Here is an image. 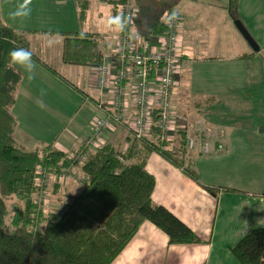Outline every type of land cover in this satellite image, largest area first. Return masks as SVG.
Here are the masks:
<instances>
[{"label": "crops", "instance_id": "obj_1", "mask_svg": "<svg viewBox=\"0 0 264 264\" xmlns=\"http://www.w3.org/2000/svg\"><path fill=\"white\" fill-rule=\"evenodd\" d=\"M89 1L90 8L83 26L80 24L76 0H33L30 2L32 14L15 19L8 14V10L12 8H9V3L0 2L2 21L24 35L32 55L38 58L33 59L35 76L32 79L28 78L23 69L15 68L21 74V81L15 92L16 102L11 109L17 120L14 138L18 147L28 152L43 154L46 148H50L63 154L76 153L82 150L90 137L93 117L98 114L95 105L101 92L96 87V75L92 67L63 63L62 34L80 31L97 34L100 36L102 52L106 56L111 50L113 37L119 32L114 24L109 26L108 22L110 18L121 16V6L115 8L112 5L113 10L110 11L105 10L103 5L111 4L99 0ZM126 1L138 10V16L133 20L130 29L135 38L154 40L157 35L154 36L153 33L161 31L160 20L166 13L177 14L183 18L180 32L184 40L185 57L180 85L172 91V94L175 92L174 96L184 100L198 97L213 102L223 96L234 98L223 83H262L264 64L260 57L264 54V0H238L234 10L229 9V0ZM14 3L13 1L12 4ZM235 17L255 40L260 51L255 52L245 43L243 53L233 55L232 38L240 41L235 30ZM232 64L241 66L239 80L232 75L228 76L227 68ZM213 66L222 67L213 70ZM198 85L201 86L199 91L196 88ZM249 96L250 93L247 92V101ZM173 103L184 116L186 113L193 114L187 101L182 106ZM195 108L200 114L201 106L195 104ZM232 111L235 110H231V113ZM254 112L259 111L246 105L240 110L245 115ZM202 113L204 115L197 119L193 115L196 123H200V133L205 139V134L214 138L210 139V153L201 155L198 152L197 155L198 158L215 160V157L208 155L215 149L219 151L224 146L228 147V128L225 123H218L223 121L219 116L223 113H214L208 109ZM105 138L107 144L121 151L125 148L123 130L107 133ZM130 162H135V159ZM146 170L156 181L152 195L154 204L168 209L191 228L202 242L194 245H170L169 237L146 221L112 264H238L236 258L231 253L227 254L224 249L228 248L230 252L231 246H234L232 244H237L253 230L250 229L253 228L251 226L261 225L264 229V191L230 192L247 196L235 195L234 198L239 201L226 208L225 197L228 194L220 193L218 197L210 194L206 190L211 187L210 183L203 180V173L198 168L199 183H196L183 169L153 152L147 158ZM65 171L69 177L64 181L63 175L60 176V190L65 195L58 196L60 201H68L83 189L84 175L81 166L72 165L64 173ZM72 178H76L75 181ZM77 178L81 182V188L70 197L66 196L77 188ZM54 182L57 183V180ZM234 191L238 192L239 189ZM260 214L261 220L258 218ZM222 223L227 227L233 226L234 239L217 238L218 225ZM221 233L225 234L226 230ZM218 246L220 254L216 252Z\"/></svg>", "mask_w": 264, "mask_h": 264}, {"label": "trees", "instance_id": "obj_2", "mask_svg": "<svg viewBox=\"0 0 264 264\" xmlns=\"http://www.w3.org/2000/svg\"><path fill=\"white\" fill-rule=\"evenodd\" d=\"M99 1L115 8L127 2ZM237 1L229 0L230 10H234ZM76 3L83 26L90 1ZM160 28L154 36L162 34L161 25ZM62 36L64 64L90 68L103 62L99 35L80 31ZM17 47L29 49L26 38L7 26L0 16V264H112L146 221L162 230L170 245L200 244L201 239L191 228L165 207L154 204L156 181L146 170L149 154L156 152L199 183L195 161L182 166L169 150L137 140L131 141L126 151L107 144L94 153L86 152L84 160L75 161L55 150L42 157L18 147L14 138L17 120L11 109L21 74L8 66V53ZM202 141L211 144L205 138ZM210 151L201 150L199 154ZM133 159L135 162H130ZM72 165L81 166L82 191L69 198L62 210L40 212L38 227L35 226L31 211L36 212L32 196L37 189V169L59 171ZM206 190L216 196L211 188ZM11 197L25 201L27 208H14L9 227L6 201ZM231 251L240 264H264V229H253Z\"/></svg>", "mask_w": 264, "mask_h": 264}, {"label": "built area", "instance_id": "obj_3", "mask_svg": "<svg viewBox=\"0 0 264 264\" xmlns=\"http://www.w3.org/2000/svg\"><path fill=\"white\" fill-rule=\"evenodd\" d=\"M121 9V16L126 18L125 28L113 37L103 62L92 67L101 92L95 105L98 114L93 117L90 137L80 156L70 154L72 161L83 158L84 152L106 146V134L118 130L125 133L124 151L134 140L169 148L180 135L184 136L188 150L198 146L187 118L178 113L172 101V91L180 85L183 73V18L166 13L160 20L162 34L154 40L135 38L130 29L138 10L128 2ZM210 148L208 142L202 141L204 152Z\"/></svg>", "mask_w": 264, "mask_h": 264}, {"label": "rangeland", "instance_id": "obj_4", "mask_svg": "<svg viewBox=\"0 0 264 264\" xmlns=\"http://www.w3.org/2000/svg\"><path fill=\"white\" fill-rule=\"evenodd\" d=\"M15 2L12 4V2ZM33 0H30V2ZM96 1V0H95ZM0 2H8L9 8L8 14L14 10H16L17 6L23 3V0H0ZM99 2V1H96ZM105 7V10L110 9V11L113 10L112 5H103ZM29 7L31 8V4L29 3ZM121 7H119V10H122ZM31 14H32V8H31ZM236 19V17H235ZM236 21L234 20L235 30H237V34L239 36V42L232 38L233 42V55L237 53H243V47L244 44H248L247 40L244 38L238 27L236 26ZM249 45V44H248ZM250 46V45H249ZM251 48V47H250ZM252 49V48H251ZM260 60H262L264 64V54L260 57ZM222 66H213V70H217ZM241 66H237L232 64V66L227 68L228 76L232 75L235 77V79L239 80L241 78ZM206 72V69H205ZM200 77H206L205 75H200ZM227 90L231 91V94L234 96V98L229 97H221L219 99L214 100L213 102H207L206 100H202L201 98L195 97L191 98L190 100H184L183 98L179 96H174L175 92L172 94V101L177 103L178 105L185 104V101H187V106L190 108L193 114L186 113L185 118H187V123H189V126L192 128V130H196V138L198 140V146L194 150H188V148L185 146V143L183 142L184 136L180 135L176 138L174 143L171 144L169 148H165L171 152V155L175 156L177 158V161L180 165L188 167L191 164V161H193L195 158L194 168L203 173L204 181L209 182L210 188L213 190V192L216 193V197L222 194H228L227 197H225V202L227 203V207H229V204L237 203L239 199H235V195H243L247 196V194H233L230 192L235 193H256L264 191V79L261 84H248L247 81L243 83V81L235 82V83H223ZM181 87V86H180ZM197 91H199L198 88H201L200 85L198 87L196 86ZM180 89V88H179ZM250 93V99L247 101L246 93ZM195 104H199L201 106L200 108V114L196 112ZM246 105L249 107H255L259 111L258 113L254 112L251 114H242L240 113L241 108ZM213 111L214 113H223L219 116L223 118V121H218V123H225L228 128V134H229V142L228 147L226 148L224 146L223 150H213L211 152V155H208L210 157H215V160L205 159L206 157H199L198 158V152L202 150V140H204L205 137L202 136L200 133L199 125L200 123H196V119L198 117L203 116L204 114L202 111L205 110ZM233 113H231V110ZM178 113H182L181 110L177 107ZM228 112V113H224ZM84 115V114H83ZM196 115V119H194V116ZM88 118V116H87ZM219 118V117H218ZM85 119V118H84ZM196 128V129H195ZM206 138L210 140L211 138H214L210 134H205ZM52 149L46 148L43 154H40L42 157H48L49 153ZM82 151V150H81ZM76 152L78 157L80 156V152ZM124 151V147H123ZM95 151H91L90 153H94ZM207 153V152H205ZM86 152L83 153L81 160L85 159ZM70 156V154H67ZM206 156V155H205ZM190 157L192 160L189 161ZM210 160V161H208ZM53 168V166H51ZM45 167H39L37 169L38 178L36 179V185L37 189L35 193L32 196V202L34 204V210L31 211V216L34 217L35 220V226L38 225L39 222V214L40 212L43 214H48L51 212H57L65 208L66 200L61 199V201L58 199L59 195L65 196L61 193L59 185L60 176L63 175V180L65 181L69 174L68 172L61 169L59 171L50 169L46 170ZM76 178H72V181H75ZM57 180V183L54 181ZM77 188H74L72 191L73 193L69 192L66 196L70 197L71 194H75L78 192V190L81 188V182L77 178ZM66 184V183H65ZM74 186V187H75ZM222 187L223 189H218ZM57 189V190H56ZM234 189H239V191H234ZM231 196V197H230ZM66 199V198H65ZM8 206V214L6 217V226L11 227L12 220L14 218V208H21L23 211L26 210L27 206L25 201L18 199L17 197H11L7 201ZM259 220L262 219L261 214L258 216ZM42 226V225H41ZM38 227V226H37ZM253 228H250L251 230L254 228H262L260 226H251ZM226 230L225 234H222L221 231ZM234 233L235 230H233V226L227 227L225 223L218 225V231H217V238L220 240H229L234 239ZM238 239V238H237ZM237 245V244H232ZM222 246H228V245H222ZM234 246H231L232 248ZM231 248V249H232ZM227 254H232V251L228 252V248L224 249ZM218 254L221 253L220 246H218V250L216 251ZM234 256V255H233ZM235 257V256H234ZM220 258V256H219ZM237 260V259H236ZM238 261V260H237ZM239 262V261H238ZM239 264V263H238Z\"/></svg>", "mask_w": 264, "mask_h": 264}, {"label": "clouds", "instance_id": "obj_5", "mask_svg": "<svg viewBox=\"0 0 264 264\" xmlns=\"http://www.w3.org/2000/svg\"><path fill=\"white\" fill-rule=\"evenodd\" d=\"M30 0H23V3L18 5L16 10L9 13L12 18H25L31 14V8L29 7ZM109 26L114 24L117 30H123L126 25V18H123L120 15H117L113 18H110L108 22ZM9 68L15 69L19 67L23 69L27 74L28 78L32 79L35 76V64L32 58V52L24 47L13 48L8 53Z\"/></svg>", "mask_w": 264, "mask_h": 264}, {"label": "water", "instance_id": "obj_6", "mask_svg": "<svg viewBox=\"0 0 264 264\" xmlns=\"http://www.w3.org/2000/svg\"><path fill=\"white\" fill-rule=\"evenodd\" d=\"M236 26L244 36V38L247 40L248 44L250 47L255 51L258 52L260 51L259 46L255 42V40L252 38V36L249 34V32L246 30V28L243 26V24L240 21H236Z\"/></svg>", "mask_w": 264, "mask_h": 264}]
</instances>
